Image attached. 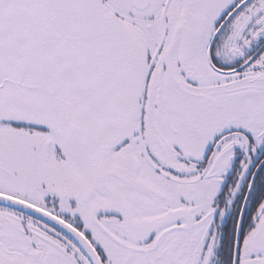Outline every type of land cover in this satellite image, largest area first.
Returning a JSON list of instances; mask_svg holds the SVG:
<instances>
[{"label":"snow or ice","instance_id":"obj_1","mask_svg":"<svg viewBox=\"0 0 264 264\" xmlns=\"http://www.w3.org/2000/svg\"><path fill=\"white\" fill-rule=\"evenodd\" d=\"M0 264H264V0H0Z\"/></svg>","mask_w":264,"mask_h":264}]
</instances>
